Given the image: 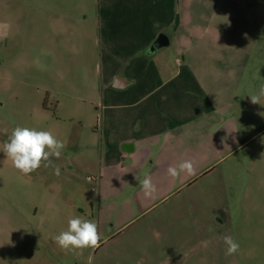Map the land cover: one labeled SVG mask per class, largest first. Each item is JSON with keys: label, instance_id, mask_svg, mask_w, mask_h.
<instances>
[{"label": "rangeland", "instance_id": "1", "mask_svg": "<svg viewBox=\"0 0 264 264\" xmlns=\"http://www.w3.org/2000/svg\"><path fill=\"white\" fill-rule=\"evenodd\" d=\"M154 24L175 39L163 48L172 70L209 65L220 90L240 86L235 133L210 140L216 116L179 134L178 150L197 160L191 176L172 178L164 163L134 176L108 145L140 125L107 119L108 75L127 79ZM262 89L264 0H0V264H87L90 255L92 264H264ZM16 126L50 131L66 147L23 175L3 153ZM76 216L97 223L95 251L55 243ZM224 235L236 254H225Z\"/></svg>", "mask_w": 264, "mask_h": 264}, {"label": "crops", "instance_id": "2", "mask_svg": "<svg viewBox=\"0 0 264 264\" xmlns=\"http://www.w3.org/2000/svg\"><path fill=\"white\" fill-rule=\"evenodd\" d=\"M157 26H153L157 32H151L146 43L137 50L138 58L128 65L127 79H123L122 87L114 86L119 70L108 75L106 83L110 92L106 104L107 119L121 123L122 119L132 118L140 124L137 128H129V134L128 129L122 131L121 135L108 143L114 145L122 159L130 161L134 176L146 173V167H153L156 163L175 167L185 160L197 161L192 150H186L188 154L185 155L183 149L177 148L179 134L187 131L188 121L207 120L211 123L210 120L219 116L218 124L212 125L206 133L210 140L225 129L234 133L237 131L236 118L232 114L235 98L241 95L240 86L223 85L220 90L205 74L213 71L209 65L181 63L177 64V71L172 70L167 58L168 51H163V48L173 46V36L160 34L167 36L170 44L151 51L159 37L157 33L168 28V24H159L161 28ZM178 50L177 53H188L191 49ZM176 61H179L178 58ZM122 109L128 110L127 117ZM169 147L171 154L168 153Z\"/></svg>", "mask_w": 264, "mask_h": 264}, {"label": "clouds", "instance_id": "3", "mask_svg": "<svg viewBox=\"0 0 264 264\" xmlns=\"http://www.w3.org/2000/svg\"><path fill=\"white\" fill-rule=\"evenodd\" d=\"M261 94L264 95V89L261 90ZM259 100V96L251 97L252 103H259ZM65 147V143L50 131L16 126L3 144V153L11 159L17 170L23 175H29L41 167L52 166L51 158H59ZM167 173L172 178L180 177L184 173L191 176L195 174V166L191 160H185L175 167L169 166ZM55 174L59 175L58 168H55ZM139 184L145 196L155 195L157 188L151 177L145 176ZM53 239L63 250L82 252L84 249L95 251L100 247L102 237L95 221L76 216L69 218L67 229L54 236ZM222 240L227 246L226 255L231 256L239 251L240 245L231 236L224 235ZM92 261L93 257L90 255L87 264H92Z\"/></svg>", "mask_w": 264, "mask_h": 264}, {"label": "water", "instance_id": "4", "mask_svg": "<svg viewBox=\"0 0 264 264\" xmlns=\"http://www.w3.org/2000/svg\"><path fill=\"white\" fill-rule=\"evenodd\" d=\"M170 44L169 39L167 36L165 35H161L158 37V39L155 41V43L153 44V46L151 47V51H157L160 48L164 47V46H168ZM124 82L122 78H119L117 80V82L115 83V87L117 88H121L122 85L121 83Z\"/></svg>", "mask_w": 264, "mask_h": 264}]
</instances>
